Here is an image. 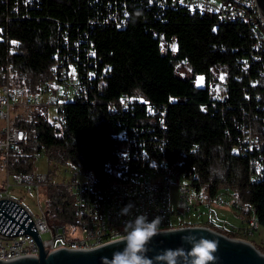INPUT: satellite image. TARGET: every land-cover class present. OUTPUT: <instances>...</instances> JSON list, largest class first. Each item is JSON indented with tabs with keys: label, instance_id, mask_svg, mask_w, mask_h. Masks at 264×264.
<instances>
[{
	"label": "trees",
	"instance_id": "obj_1",
	"mask_svg": "<svg viewBox=\"0 0 264 264\" xmlns=\"http://www.w3.org/2000/svg\"><path fill=\"white\" fill-rule=\"evenodd\" d=\"M160 1L0 0V87L9 67L13 85L34 93L43 90L53 80L54 54L78 55L79 68L93 70L89 98L68 104L67 125L57 126L35 111L13 121L26 130L28 140L22 154L11 157L10 174L32 179L36 153L42 152L55 164L71 162L88 177H104L106 164L114 168L122 146L113 132L133 133L138 127L145 131L137 139L151 155L179 162L187 176L213 192L238 193L255 206L259 226L264 227V173L253 183L249 179L250 158L264 156V74L252 66L242 70L249 57L247 35L242 25L230 21L214 31L215 15L192 14L172 8L169 0ZM125 9L129 18L118 26L116 13ZM152 30L175 35L177 51L162 54ZM75 39L80 41L77 46ZM182 59L190 69H175ZM200 74L205 75V87L195 83ZM220 74L226 77L228 95L214 101L208 85ZM123 95L146 102H138L132 111H116L113 105ZM145 103L156 112H148ZM163 105L164 132L157 127ZM248 119L261 143L243 154L236 145L239 127ZM54 174L50 170L45 177L51 223L74 224L75 179L54 183ZM259 249L264 252V247Z\"/></svg>",
	"mask_w": 264,
	"mask_h": 264
},
{
	"label": "built area",
	"instance_id": "obj_2",
	"mask_svg": "<svg viewBox=\"0 0 264 264\" xmlns=\"http://www.w3.org/2000/svg\"><path fill=\"white\" fill-rule=\"evenodd\" d=\"M160 2H167L161 0ZM172 8L183 7L192 14H212L216 16L213 26L230 21L242 25L248 38L247 60L242 62V70L254 67L261 75L264 74V17L261 15L256 0H169ZM129 11L116 13L118 26H124ZM8 19L12 16L8 14ZM160 39L162 54L177 51V37H167L165 33L152 30ZM75 39V46L79 45ZM79 57L75 55L54 54L51 69L53 80L41 91L30 92L28 88L15 86L10 82V70L7 67L5 83L0 87V154L3 156L7 171L6 187L0 186V199H11L20 204L32 217L44 249L47 252L65 246L67 248H93L123 237L125 222L136 215L145 214L149 220L161 217L160 230L175 229L187 226L216 225L233 238L251 241L259 227L256 208L244 202L238 193L232 190L213 192L206 184L197 183L194 177L187 176L179 162L168 158H157L142 147L138 141L140 133L145 130L134 127L133 133L118 129L112 136L122 142L118 151L115 166L107 163L104 177H88L71 183L74 196L76 220L71 225L51 223L47 203L42 204L40 190L46 188L47 182L32 181L26 174L13 176L9 166L11 157L22 154V147L27 143L26 130L14 126L13 109L28 108L39 113L57 126L68 124V104L89 98V83L93 70L79 68ZM175 69H190L187 59L176 61ZM212 100L222 101L228 95L226 77L220 74L208 85ZM184 100V99H180ZM142 101L123 95L113 105L116 111H132ZM147 104V111L155 113L156 109ZM161 112L157 127L164 132V114L166 106L158 109ZM153 127V126H152ZM151 128V127H149ZM236 149L246 154L259 149L261 141L254 134L250 119L240 125ZM28 153H26L27 155ZM42 152L36 153V158ZM264 173V156H253L249 162V179L253 183ZM69 184V183H66ZM26 187L28 191L37 192L38 208L33 210L21 197L11 192L15 187ZM131 203L129 215H119L120 210ZM240 209L243 213V224L236 225L220 217L222 207ZM192 215V216H189ZM210 227V226H209ZM239 234V235H238ZM46 235V238L44 236ZM253 243V242H252ZM40 254V247L30 233L6 235L0 232V259H12L23 255Z\"/></svg>",
	"mask_w": 264,
	"mask_h": 264
},
{
	"label": "water",
	"instance_id": "obj_3",
	"mask_svg": "<svg viewBox=\"0 0 264 264\" xmlns=\"http://www.w3.org/2000/svg\"><path fill=\"white\" fill-rule=\"evenodd\" d=\"M256 1L264 17V0ZM0 232L6 235L30 233L40 247L39 256L28 254L12 259H0V264H103V258L111 260L113 252L124 247L121 237L93 248L62 246L48 253L29 213L17 202L6 198L0 199ZM160 233L147 245L149 257L155 258L164 249L183 247L190 250L191 245L185 244L182 237L194 235L218 242L213 264H264V252L254 243L229 237L207 225L160 230ZM181 264H191V258L186 254Z\"/></svg>",
	"mask_w": 264,
	"mask_h": 264
},
{
	"label": "clouds",
	"instance_id": "obj_4",
	"mask_svg": "<svg viewBox=\"0 0 264 264\" xmlns=\"http://www.w3.org/2000/svg\"><path fill=\"white\" fill-rule=\"evenodd\" d=\"M132 207L129 203L120 210L119 215H129ZM161 223V217L149 220L145 214L127 220L122 237L123 249L113 252L111 260L103 258V264H181L186 254L191 258V264H213L218 242L194 235L182 237L185 244L191 245L190 250L183 247L164 249L155 258L149 257L147 245L155 236L161 234Z\"/></svg>",
	"mask_w": 264,
	"mask_h": 264
},
{
	"label": "rangeland",
	"instance_id": "obj_5",
	"mask_svg": "<svg viewBox=\"0 0 264 264\" xmlns=\"http://www.w3.org/2000/svg\"><path fill=\"white\" fill-rule=\"evenodd\" d=\"M185 71L181 74L184 75ZM186 74L190 75V70L186 71ZM12 74H10L11 78ZM195 83L198 87L206 86L205 75L200 74L197 75L195 79ZM18 112L19 114L15 116L12 120L14 121L18 116L20 118H28L31 116V110L28 108L23 109H13V114ZM50 170H54L55 174L51 178V182L66 184L70 183L73 179L75 180H84L86 179V175L82 173L77 167L73 166L71 162L65 163H54L47 155L43 154L41 157H38L35 162V171L32 177V181H40L45 182L47 178V173ZM46 177V178H45ZM7 181V171L5 170L3 156L0 154V186L6 187ZM11 192L16 196L21 197V199L29 205V207L33 210L38 208L37 205V192L35 189L28 191L26 187H15L11 189ZM40 199L42 204L46 203L47 195L46 188H42L40 190ZM223 209L219 211L220 217L228 222L236 225L243 224V213L240 209L232 208V207H222ZM192 216V215H189ZM239 235V234H238ZM46 238V235L44 236ZM251 241L258 247H264V227L259 226L255 234L252 236Z\"/></svg>",
	"mask_w": 264,
	"mask_h": 264
},
{
	"label": "crops",
	"instance_id": "obj_6",
	"mask_svg": "<svg viewBox=\"0 0 264 264\" xmlns=\"http://www.w3.org/2000/svg\"><path fill=\"white\" fill-rule=\"evenodd\" d=\"M222 209H223V208H221L220 210H222ZM220 210H219V211H220Z\"/></svg>",
	"mask_w": 264,
	"mask_h": 264
},
{
	"label": "bare ground",
	"instance_id": "obj_7",
	"mask_svg": "<svg viewBox=\"0 0 264 264\" xmlns=\"http://www.w3.org/2000/svg\"><path fill=\"white\" fill-rule=\"evenodd\" d=\"M64 33V32H63ZM61 36V35H60ZM95 58V57H94ZM91 59V58H90Z\"/></svg>",
	"mask_w": 264,
	"mask_h": 264
}]
</instances>
